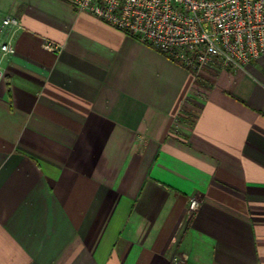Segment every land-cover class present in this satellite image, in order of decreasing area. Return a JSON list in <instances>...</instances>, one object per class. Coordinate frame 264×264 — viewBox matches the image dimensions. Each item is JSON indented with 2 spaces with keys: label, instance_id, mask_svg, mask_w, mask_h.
<instances>
[{
  "label": "crops",
  "instance_id": "1",
  "mask_svg": "<svg viewBox=\"0 0 264 264\" xmlns=\"http://www.w3.org/2000/svg\"><path fill=\"white\" fill-rule=\"evenodd\" d=\"M0 42V264H264V56L194 79L61 0Z\"/></svg>",
  "mask_w": 264,
  "mask_h": 264
},
{
  "label": "built area",
  "instance_id": "2",
  "mask_svg": "<svg viewBox=\"0 0 264 264\" xmlns=\"http://www.w3.org/2000/svg\"><path fill=\"white\" fill-rule=\"evenodd\" d=\"M75 12L87 13L113 29L137 38L182 66L194 78L205 68L236 70L264 56V0H61ZM19 27L14 17L1 20V28ZM41 47L57 51L43 40ZM2 55L14 53L0 42ZM2 72L0 70V78ZM199 207L192 197L188 213ZM185 255L171 260L182 264Z\"/></svg>",
  "mask_w": 264,
  "mask_h": 264
}]
</instances>
